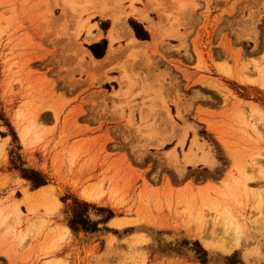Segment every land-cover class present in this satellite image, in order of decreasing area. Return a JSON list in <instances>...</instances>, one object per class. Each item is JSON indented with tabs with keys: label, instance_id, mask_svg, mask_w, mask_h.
<instances>
[{
	"label": "rangeland",
	"instance_id": "rangeland-1",
	"mask_svg": "<svg viewBox=\"0 0 264 264\" xmlns=\"http://www.w3.org/2000/svg\"><path fill=\"white\" fill-rule=\"evenodd\" d=\"M66 1L0 0V264H264V0Z\"/></svg>",
	"mask_w": 264,
	"mask_h": 264
},
{
	"label": "bare ground",
	"instance_id": "bare-ground-1",
	"mask_svg": "<svg viewBox=\"0 0 264 264\" xmlns=\"http://www.w3.org/2000/svg\"><path fill=\"white\" fill-rule=\"evenodd\" d=\"M66 1V0H65ZM89 1V0H88ZM87 1V2H88ZM109 1V0H108ZM94 2V1H93ZM102 2L104 3V1L102 0ZM65 4H68L69 6H68V8H71V9H73V10H78V9H82L83 7H81L80 6V2L78 1V0H67L66 2H65ZM102 4V3H101ZM104 4H107L108 5V2L106 3V1H105V3ZM86 5V4H85ZM103 5V4H102ZM101 5V6H102ZM107 5H104V9H105V11H107L108 10V8H105V7H108ZM92 6H94L93 4H92ZM100 6V5H99ZM98 6V7H99ZM100 6V7H101ZM79 7V8H78ZM87 7V6H86ZM99 7V8H100ZM102 7L100 8L101 10V12H102V15H104V14H106V12L104 11V9H102ZM78 8V9H77ZM84 8H85V6H84ZM98 8V9H99ZM80 9V10H81ZM82 11H86L85 9L83 10H81V12ZM77 12V11H76ZM115 25H114V27H113V29H112V32H111V34H110V36H111V41L112 42H114L116 39L114 38V37H112V33L113 32H117V30L119 29V27L122 25V23H121V21L119 20V19H115ZM118 27V28H117ZM123 28V27H122ZM125 29V30H124ZM123 30L126 32L125 33V35H129L128 33H129V31L127 30V26H124V28H123ZM153 36H154V34H153ZM130 42L131 43H139V42H137L136 40H134V39H132V40H130ZM132 51H135L134 53H140V50L139 49H136V48H134ZM114 56H115V50H110V52L108 53V55H107V57H106V59L105 60H103L102 62H99V64H101L100 66H107V65H109L111 62H112V60L114 59ZM124 67H123V69H122V67L120 68V70L121 71H123V72H125L124 71ZM82 198L85 200V201H93V200H95L94 198H92L90 195H87V194H83L82 195ZM260 217H258L255 221H252L251 223H250V232H249V234H250V236L251 237H253L254 239L255 238H257L258 236L257 235H261V236H259V238L260 237H262L263 238V240H264V236H263V233H264V206L262 207V209H261V214L259 215ZM93 218V221L94 220H98V218L97 217H92ZM92 220V219H91ZM231 222V217H230V213L229 212H221V213H219L218 214V218H217V224L221 227H223V228H225V227H227L229 224H230V226H231V230H230V233L232 234V235H238V232H239V226H237V224H234V223H230ZM68 230V229H67ZM67 230H65V231H67ZM256 233V234H255ZM257 233H259V234H257ZM261 238V239H262ZM262 242H264V241H262ZM204 244H205V246H207V247H210V248H215L214 247V245H213V243L211 242V241H209V240H207V239H204ZM237 246V243H235V244H229V243H223V244H220L219 245V249H222V251L224 252V253H230L235 247Z\"/></svg>",
	"mask_w": 264,
	"mask_h": 264
},
{
	"label": "crops",
	"instance_id": "crops-1",
	"mask_svg": "<svg viewBox=\"0 0 264 264\" xmlns=\"http://www.w3.org/2000/svg\"><path fill=\"white\" fill-rule=\"evenodd\" d=\"M101 17H106V16H103L102 14H99ZM148 22V24H149V26H148V28H147V30H148V32L150 33V35L151 36H153V34H154V32H156V28L153 26V24L151 23V22H149V21H147ZM114 25H115V23H114ZM114 25L112 26V29H113V27H114ZM127 30L129 31V35L127 36L126 35V38H128L129 39V41L130 40H132V39H134V40H136L137 42H138V40L134 37V33L133 32H131V30L129 29V28H127ZM111 32H112V30H111ZM111 32H110V34H111ZM114 33L115 32H113L112 33V37H114L113 35H114ZM126 33V32H125ZM110 34H109V39H108V32H107V34H105L102 30H100L99 28L96 30V31H94L93 32V35H96V37H97V39H95V40H92V41H90L89 43H88V45H96V48H95V52L98 54L99 53V51L101 50V47H100V44H101V42L103 41V40H106V45H105V52H104V57L101 59V60H97V59H95L94 58V56L92 55V53L91 52H89L88 50H87V54H88V58L90 59V60H92V62H94V64L95 63H99V62H102L103 60H105L106 59V57H107V55H108V53L110 52V50H112L113 48H112V41H111V36H110ZM115 45V44H114ZM114 50V49H113ZM99 54H101V52L99 53ZM98 54V55H99ZM95 65H98L99 67H104V66H100L99 64H95Z\"/></svg>",
	"mask_w": 264,
	"mask_h": 264
},
{
	"label": "trees",
	"instance_id": "trees-1",
	"mask_svg": "<svg viewBox=\"0 0 264 264\" xmlns=\"http://www.w3.org/2000/svg\"><path fill=\"white\" fill-rule=\"evenodd\" d=\"M132 28H133V30L135 32V35H136L137 39H140V40H146L147 39L146 34L142 35L135 26H132ZM93 49H94V46L90 48V50L92 51L94 57L96 59H100L102 56H98L97 54H95ZM32 174L36 175V173H34V172ZM25 176H27V175H25ZM26 178H28L33 183L35 188H38V187H41V186L45 185L44 179L42 177H40V176H39V180L36 181V182L32 178H30L28 176ZM76 204H77V206H81L83 208L84 212L80 213L79 215L76 214L74 216V218L70 222V227L72 229H74V227L77 225L78 227H81L83 230H86L85 228H88V227H94V224L92 225L89 222L88 218L86 217V210H87L88 206L85 205V204H82V205H79L78 203H76Z\"/></svg>",
	"mask_w": 264,
	"mask_h": 264
}]
</instances>
